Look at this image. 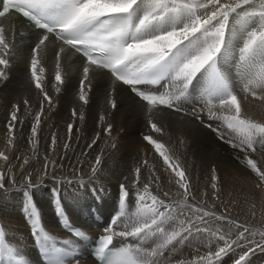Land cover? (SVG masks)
<instances>
[{
	"label": "snow or ice",
	"instance_id": "obj_1",
	"mask_svg": "<svg viewBox=\"0 0 264 264\" xmlns=\"http://www.w3.org/2000/svg\"><path fill=\"white\" fill-rule=\"evenodd\" d=\"M6 16L20 18L24 31L18 34L15 28L0 26V83L10 78L16 59L27 49V75L38 107L29 112V132L23 137L31 155L14 164L20 159L14 151L17 133L25 121L21 106H11L6 151H0V198L7 199L13 188L23 185L21 211L44 264H79V259L69 250L70 241H57L44 228L35 190L50 179L55 215L69 233L83 236L65 211V186L75 189L76 200L82 190L97 191L103 153L91 160L80 157L90 156L98 141L111 137L108 117L126 99L144 118L143 156L124 176L128 184H118L116 211L92 242L95 259L100 264H251L252 256L264 253V230L229 214L221 199L223 177L217 165L208 170L213 200L209 205L200 199L209 193L194 190L188 165L164 139L169 135L165 120L208 129L264 193V164L253 158L258 146L264 148V121L254 119L246 106L251 101L264 105V0H0V18ZM49 61L54 74L46 67ZM73 80L80 108L69 109L62 142L59 133L50 132L42 172L33 183L29 168L40 159L46 113L59 105ZM101 96L104 103L93 135L77 156L73 145L84 139V109L91 110ZM23 103L31 107L29 100ZM111 146L116 148L115 143ZM85 163L87 177L80 174ZM66 168L71 169L69 175H64ZM162 177L169 190H164ZM172 186L179 199L171 195ZM130 198L135 211L129 213ZM255 208L253 203V216ZM197 237L207 241L204 254L197 249L191 260L171 256ZM116 239L135 243L116 247ZM4 255L27 264L22 257L17 260V250L5 243L0 226Z\"/></svg>",
	"mask_w": 264,
	"mask_h": 264
},
{
	"label": "bare ground",
	"instance_id": "obj_2",
	"mask_svg": "<svg viewBox=\"0 0 264 264\" xmlns=\"http://www.w3.org/2000/svg\"><path fill=\"white\" fill-rule=\"evenodd\" d=\"M12 24L15 27V23ZM22 31H24L23 28L16 30L18 34ZM27 54L28 50L25 49L23 54L16 59L9 74L10 78L0 83V151H6V118L13 104L21 106V119L25 121V124L21 126V130L17 133L18 150L14 151L15 155L20 157V159L13 160L14 164L21 163L25 155H31L23 137L29 132V122L31 121L29 112L38 107L36 92L29 83L27 69L25 68ZM46 67L50 73L54 74V65L51 61L47 63ZM75 83L76 81L73 80L72 86H69L67 92L61 95L59 105L53 111L46 113V126L44 127L39 152L40 159L34 160L32 167L29 168V171L32 172L33 183L38 181L42 172V157L49 142L50 132L59 133L62 142L69 109L71 107L80 108L79 103L74 100L73 86ZM99 83L97 82V84ZM256 90L259 91L260 89L256 88ZM100 91L102 93L103 88ZM25 99L29 100L30 108H25L23 103ZM103 103L101 96V99L93 105L91 110L87 107L84 109L86 123L81 126L84 139L79 142L78 146L73 145L77 156H79L83 145L89 141V137L93 135L92 129L95 126V121ZM246 106L249 114L254 119L264 121V105L257 101H251ZM108 121L113 125L111 137H103L98 141L97 147L91 152L90 156L80 157V159L91 160L102 152L104 161L103 171L100 173L95 186L116 189L119 183L128 184V182L124 181V176L129 174L136 160L143 156L144 142L142 141L141 133L145 130L144 118L138 107L131 100L126 99L119 111L114 112L108 117ZM165 123L167 124L169 135L164 139L188 165L193 175L194 190L198 189L201 193L205 191L209 193L208 196H201L200 199L209 205L213 203L211 198L212 190L207 181L210 179L208 171L210 166L216 164L223 177L221 199L225 201V206L229 208V214L233 218L250 223L256 229L264 230V193L255 188L248 172L238 166L232 159V154L227 146L218 142L210 131H206L196 124L181 123L178 119L165 120ZM113 143L116 144L115 149L111 146ZM6 154L11 155V153ZM69 155L71 156L72 153H69ZM253 158L264 164V148L258 146L257 152L253 153ZM70 172L71 169L66 168L64 175H69ZM88 173L89 167L85 163L83 171L80 174L87 177ZM161 184L164 190H169L170 186L167 183L166 177H162ZM22 187L23 185L21 184L17 188H13L9 192L7 199L0 198V226L3 227L5 232V242L14 240L16 235L26 233L23 222L25 215L21 211L22 194L20 189ZM51 187H53V182L45 178L44 185L35 190L34 198L42 215V223H45L47 214L51 209V194L49 192ZM65 187L67 188V192L64 194L63 200L72 198V194L75 191L72 187ZM129 187H131L130 184ZM170 190L174 198H180L177 196V189L174 186ZM85 191L82 190L79 193L80 197H83L82 194H85ZM129 202L133 207L132 210L135 211L134 200L130 198ZM253 203L256 205L255 216L250 211ZM206 244V240L197 237L191 243L186 242L185 245L178 247L171 256L175 259L191 260L196 256L197 249L200 254H204L207 251ZM251 264H264V253L257 252L252 256Z\"/></svg>",
	"mask_w": 264,
	"mask_h": 264
},
{
	"label": "rangeland",
	"instance_id": "obj_3",
	"mask_svg": "<svg viewBox=\"0 0 264 264\" xmlns=\"http://www.w3.org/2000/svg\"><path fill=\"white\" fill-rule=\"evenodd\" d=\"M258 2H259V0H258Z\"/></svg>",
	"mask_w": 264,
	"mask_h": 264
}]
</instances>
